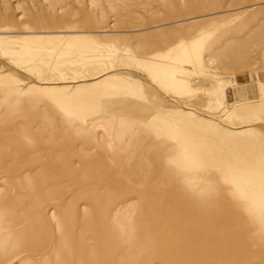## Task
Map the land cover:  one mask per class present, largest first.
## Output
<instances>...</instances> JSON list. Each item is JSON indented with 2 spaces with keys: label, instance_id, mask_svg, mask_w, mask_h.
Instances as JSON below:
<instances>
[{
  "label": "rangeland",
  "instance_id": "374dc122",
  "mask_svg": "<svg viewBox=\"0 0 264 264\" xmlns=\"http://www.w3.org/2000/svg\"><path fill=\"white\" fill-rule=\"evenodd\" d=\"M262 102L264 0H0V264H264ZM225 158L260 173L232 249L171 221Z\"/></svg>",
  "mask_w": 264,
  "mask_h": 264
},
{
  "label": "crops",
  "instance_id": "0c3cea01",
  "mask_svg": "<svg viewBox=\"0 0 264 264\" xmlns=\"http://www.w3.org/2000/svg\"><path fill=\"white\" fill-rule=\"evenodd\" d=\"M238 96L235 98V101L238 103H245L247 101H251V99H238ZM252 103V102H250ZM257 104V103H256ZM258 107L261 106V108H258V115H259V119L263 120L264 122V108H263V102L262 103H258L257 104ZM216 140H210L209 145L211 146H216ZM264 145V143H263ZM213 158H217L216 154H211L210 155ZM259 161H263L264 163V153L259 154L258 155ZM217 160V159H214ZM221 163H224V166L226 167V169L222 168L220 164V166L215 163L213 165H211L209 170H205V171H201L200 169L198 170H194L191 171L193 173V175H191L192 177H196V180L194 181V201L193 202H182V198H180V201L177 202L176 204V213H172L171 216V221L174 223V225H187V221H192V224L195 227L198 226H202L205 228V233H208L209 236L215 237V239L219 240L220 243H218L217 247H224L226 249H232L233 248V243H234V239H233V229H234V216H235V211L238 214V217L241 218H247L250 220L251 217H253L251 215V212L249 211V207L246 206H238L239 209L236 210V208H234V205H232L234 203L235 200L242 202V200L244 199V195H247L248 192L247 190H242L243 186H244V179H248L250 177H259L260 173L259 170L257 169V174L253 173L256 171H252V173L248 170H237L238 172L236 173V175H234V169H231V165L227 162V159H219L218 160ZM264 165V164H263ZM185 172V171H184ZM205 173H209V175L205 174ZM189 176V177H191ZM263 176L264 178V169H263ZM232 177H237L238 179H241V196H238L240 192L237 191H233V185L232 186H227V183L229 182L228 180H223V178H232ZM186 176L181 175V178H179V185L181 187H179L180 189L183 188V186L185 185V179ZM178 185V186H179ZM246 185L248 186V181L246 183ZM186 191V190H185ZM183 193L184 190H183ZM236 193H238V195H236ZM184 200V199H183ZM189 204V205H187ZM172 205V204H171ZM169 205V208L170 206ZM191 206V207H190ZM168 208V209H169ZM264 208V206H263ZM192 210L193 212H185V210ZM181 211V212H180ZM264 212V209H263ZM163 220H165L163 218ZM251 223V222H250ZM263 223H264V218H263ZM240 224H244L243 222H241ZM246 224H249L248 222ZM199 233L201 234V231L199 230ZM250 231L246 234L247 236H250ZM204 236V235H202ZM218 236H220L218 238ZM180 239L185 240V233H181L180 234ZM178 240L180 243L178 244L179 247V252L181 251L182 247L185 248V241ZM247 239H249V237H247ZM125 240L129 242V244L133 243H137L138 240L135 239V237L130 234L128 236L125 237ZM250 240V239H249ZM127 242V243H128ZM110 248H106V254H105V260L107 261V258L110 255V252L112 251L113 253H115L113 257L114 259H118V261L125 256V254H120V248H118L117 246L110 244L109 245ZM181 248V249H180ZM184 250V249H183ZM182 252V251H181ZM121 255V256H120ZM181 255L183 257H185V252L183 251V254H178ZM111 260V259H110ZM108 260V261H110ZM107 261V262H108ZM119 263V262H117Z\"/></svg>",
  "mask_w": 264,
  "mask_h": 264
},
{
  "label": "bare ground",
  "instance_id": "6f19581e",
  "mask_svg": "<svg viewBox=\"0 0 264 264\" xmlns=\"http://www.w3.org/2000/svg\"><path fill=\"white\" fill-rule=\"evenodd\" d=\"M185 23V22H184ZM193 111V110H192ZM181 120H182V118H181ZM147 124V123H146ZM152 125V124H151ZM154 127V126H153ZM244 128V127H243ZM246 128V127H245ZM243 130V129H242ZM250 132V131H249ZM243 135L244 134H247L248 132H245V131H242L241 132ZM63 134V133H62ZM241 134V135H242ZM248 134H250V133H248ZM55 136L57 137V138H62L63 136L64 137H67V136H70V135H64L63 134V136H60V135H57V134H55ZM59 136V137H58ZM227 137H234L233 135H226ZM224 137H225V135H224ZM47 138V137H46ZM227 139V138H226ZM84 152H87V151H84ZM32 157V156H31ZM59 157H61V156H59ZM64 158V157H63ZM65 159V158H64ZM27 160V159H26ZM35 160V159H34ZM37 160V159H36ZM65 162V161H64ZM63 163V162H62ZM200 165H198V164H196L195 166H191V168L190 169H192V170H190V171H194V170H198V169H200V168H204V167H202V166H200ZM238 169H234V175L238 172L237 171ZM128 208V207H127ZM117 213H116V215L118 216V211H116ZM131 212V211H130ZM35 215H37V214H35ZM35 217V216H34ZM37 220H38V218H37ZM66 220H67V218H65V220H63V222L61 223V225L59 224V226H58V229H57V232L59 231V232H62L61 234H65V233H67V231L66 230H64V225H65V222H66ZM115 220H116V217H115ZM34 221V220H33ZM32 221V222H33ZM119 222H120V220H119ZM16 223H18V222H16ZM41 223V222H40ZM121 223H123V221L121 222ZM120 223V224H121ZM26 224V223H25ZM31 224V223H30ZM34 225V224H33ZM32 225V226H33ZM28 226V225H27ZM119 226V225H118ZM122 226V225H121ZM29 227H31V226H29ZM123 227V226H122ZM121 227V228H122ZM190 227H193V226H190ZM32 228V227H31ZM41 229H43L42 227H40ZM40 228H38V230L40 229ZM47 228V227H46ZM46 228L44 229V230H42V231H46V233H44V235L45 236H47L48 237V235L50 234H48L47 233V231L49 232V230H46ZM26 229V228H25ZM40 229V230H41ZM34 230V229H33ZM192 230V229H191ZM125 231V230H124ZM39 232V231H38ZM125 233H127L128 235L129 234H131V232L129 231V229L127 228V231L125 232ZM40 234V233H39ZM42 234H43V232H42ZM193 234V233H192ZM191 234V235H192ZM29 235V231H28V227H27V229L25 230V233H24V241L22 240V242L24 243V242H26V240L28 239L27 238V236ZM36 235V234H35ZM44 235H42L43 236V238L41 237V235H40V237L42 238V239H44ZM1 236V235H0ZM37 236V235H36ZM35 236V237H36ZM194 237H191L192 239L193 238H195V235H193ZM30 237H31V235H30ZM250 237H251V239L250 240H252V241H254L255 242V245H257V246H259V245H261V244H263L264 243V225H262V226H260V227H257V228H255L254 229V231L250 234ZM9 238V237H8ZM17 238V237H16ZM140 238V237H139ZM191 238H190V240H191ZM42 239H40V240H42ZM60 239V238H59ZM13 240V239H12ZM146 240V239H145ZM5 241V240H4ZM33 241H35V240H33ZM46 241H47V238H46ZM5 242H7V241H5ZM21 242V243H22ZM19 241L18 242H7V243H3V242H1L0 241V248L4 251L5 250V253H7V254H9V252L10 253H14V252H16V254H18L17 252H20L19 250H24L23 248H25V244H21ZM46 243V242H45ZM34 244V243H33ZM34 246V245H33ZM46 246H47V244H46ZM46 246H44V247H46ZM27 247V246H26ZM38 247H40V246H38ZM33 248V247H32ZM55 251H56V260H55V262H57L58 261V256H59V254L57 253V247L55 248ZM54 251V252H55ZM4 253V252H3ZM11 256H14V254L13 255H10V257Z\"/></svg>",
  "mask_w": 264,
  "mask_h": 264
}]
</instances>
